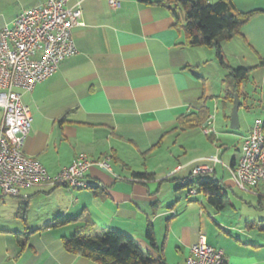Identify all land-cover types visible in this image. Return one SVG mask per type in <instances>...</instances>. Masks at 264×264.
<instances>
[{
  "label": "crops",
  "instance_id": "obj_1",
  "mask_svg": "<svg viewBox=\"0 0 264 264\" xmlns=\"http://www.w3.org/2000/svg\"><path fill=\"white\" fill-rule=\"evenodd\" d=\"M47 1L0 0V29ZM118 1L120 7L114 8L109 0H70V7L83 10V24L73 28L78 52L31 91L20 89L34 118L25 153L39 159L51 176L71 165L82 152L93 160L109 158L111 169L92 165L86 173L87 188L46 184L26 189L28 197H16L20 202L12 199L17 218L28 202L26 220H16L13 226L0 221V264H99L64 248L62 237L84 226L83 220L44 228L57 214L75 216L83 210L97 225L126 233L146 253L162 256L167 264H186L191 246L201 236L223 249L226 264H264L260 223L220 222L214 227L202 213L207 210L196 196L201 193L198 189L194 193L188 189L184 212L177 211L185 189L179 188L180 179L186 177L179 172L192 171L201 161L214 166L215 177L219 165L230 175L228 168L210 159L214 153L187 156L181 162L173 160L178 155L172 148L168 147L169 153L163 149L168 140L173 149L177 146L180 131L203 129L206 121L185 128L179 117L207 108L215 117V132L210 136L218 138L221 126L222 131L239 135L237 155L230 161L222 159L231 165L237 161L255 120L264 121V0H232L238 11L255 13L232 37L217 39L229 61V73L235 67L249 68L242 86L239 133L226 129L233 108L228 86L220 102L211 101L206 92L200 94L206 75L199 68L214 60L213 55L204 60L202 54L210 47L191 45L184 17L177 21L173 13L174 0ZM206 95L208 99H202ZM2 119L0 110V124ZM250 193L264 203L263 184ZM150 224L154 244L146 236ZM23 229L30 232L26 243L17 233Z\"/></svg>",
  "mask_w": 264,
  "mask_h": 264
},
{
  "label": "built area",
  "instance_id": "obj_2",
  "mask_svg": "<svg viewBox=\"0 0 264 264\" xmlns=\"http://www.w3.org/2000/svg\"><path fill=\"white\" fill-rule=\"evenodd\" d=\"M114 8L118 0H109ZM70 0H48L44 5L21 13L11 26L0 29V193L11 197H28L26 189L46 184L89 187L88 169L97 164L111 169L109 158L93 160L79 153L74 162L51 176L45 165L25 153L24 145L33 125V113L24 102L20 89L31 91L37 83L51 77L60 63L78 52L73 28L83 24L81 7H70ZM214 116L203 124L206 135L215 132ZM228 168L231 179L244 192L264 185V121L256 119L241 144L234 164L225 163L220 155L210 157ZM179 166L178 169H181ZM214 166L200 164L193 174H209ZM196 190L191 189L194 193ZM186 264H226L223 249L207 242L205 236L191 246Z\"/></svg>",
  "mask_w": 264,
  "mask_h": 264
},
{
  "label": "trees",
  "instance_id": "obj_3",
  "mask_svg": "<svg viewBox=\"0 0 264 264\" xmlns=\"http://www.w3.org/2000/svg\"><path fill=\"white\" fill-rule=\"evenodd\" d=\"M177 4L173 13L179 21L181 15L185 19V31L193 46H206L215 48L219 62L225 67H230L226 62L222 46L218 42L220 36L232 37L239 32L255 11H238L232 0H174ZM164 3V1H163ZM182 9V12L180 11ZM249 68H232L226 77L228 86L227 97L234 101L236 92L242 96V86L248 79ZM249 95H247L248 98ZM210 111L207 108L179 117L180 124L185 128H195L204 123L209 117ZM213 136V135H212ZM139 176H148L146 173H136ZM190 178L180 179L179 188L198 189L204 193L210 204L221 210L224 208L225 199L228 191L222 184V180L217 177H209L208 174L195 175L191 171ZM198 176L197 181L191 177ZM1 195V194H0ZM3 195V194H2ZM4 196V195H3ZM28 202L17 213L18 217L26 220ZM83 220L85 225L78 227L73 233L63 236L64 248L71 253L80 254L99 264H167L162 256L157 258L146 253L140 245L124 232L108 229L97 225L90 215L81 211L75 216L57 214L45 229H55L77 221ZM259 229L264 231V220L260 222ZM100 233L96 234L95 231ZM30 232H26L25 238H20L22 243H26ZM24 236V235H22ZM151 244L155 243L154 227L150 224L146 232Z\"/></svg>",
  "mask_w": 264,
  "mask_h": 264
},
{
  "label": "rangeland",
  "instance_id": "obj_4",
  "mask_svg": "<svg viewBox=\"0 0 264 264\" xmlns=\"http://www.w3.org/2000/svg\"><path fill=\"white\" fill-rule=\"evenodd\" d=\"M182 12V9H180ZM208 50L207 53L202 54L204 60H211V55H213L212 61H208L207 64H203L202 67L199 68V72L203 75H206L205 83L200 84V94H206L211 98V101L220 102L225 98V89L227 87L226 83L223 81L224 76L229 73V70L226 67L221 66L219 63V59H217L215 55L214 49L206 48ZM226 62H229L226 59ZM238 68V67H235ZM246 87V85H244ZM206 96H203L202 99H208ZM253 116L251 115V118ZM223 127L221 126L220 133H217L218 138H214L213 136L206 135L203 129L199 130H186L185 132H181V137L178 138L177 146L173 149L171 146V140H168L164 146V151L169 153L168 147L172 148L171 151H174L177 158H173L174 161H177L179 158L181 162H185L187 156H195L198 154H211L209 157L214 155H220V157L224 161H230L232 156L237 155V147L240 145L239 135L230 134L225 131H222ZM227 131H235L239 133L240 130H232L230 125L227 126ZM218 131V132H219ZM183 132V133H182ZM179 135V136H180ZM178 136V137H179ZM217 145L221 146L218 148ZM227 145V149L223 150V146ZM182 146L184 148H182ZM222 153V154H221ZM199 156V155H198ZM175 163V162H174ZM202 163L198 162L197 165ZM196 165V166H197ZM191 168H186L183 171L179 172V176H186L190 178ZM209 177H214L213 173L208 174ZM217 177H223V186L228 191V196L225 199L224 208L219 210L215 206L209 203L207 198L199 193L197 198L202 201L203 205L206 208V212L203 209L204 217L211 220V223L214 227L218 228V223L224 222L227 224H245L246 221H254L260 223L264 220V203H260L256 195L251 194L250 192H244L240 190L236 184L230 179V175L223 166H218ZM193 181H197L198 176L191 177ZM190 190V188H188ZM188 189H183V201L178 206V212H184L185 205L187 204V200L185 196H187ZM193 197V195L191 196ZM20 202L16 197L3 196L2 202L0 203V221L8 222L10 226L13 222L22 221L21 218H17L14 212V205H11L13 200ZM201 204H198L197 207L200 208ZM33 211V210H32ZM23 222V221H22ZM14 224V223H13ZM80 226V224H77ZM14 228V227H11ZM18 234H22L24 236H20V238H25L26 231L23 229ZM14 238H18L16 232H14Z\"/></svg>",
  "mask_w": 264,
  "mask_h": 264
},
{
  "label": "water",
  "instance_id": "obj_5",
  "mask_svg": "<svg viewBox=\"0 0 264 264\" xmlns=\"http://www.w3.org/2000/svg\"><path fill=\"white\" fill-rule=\"evenodd\" d=\"M242 104L241 96L239 92H236L234 95L233 108L230 118V127L233 130H238L240 128V118H239V109Z\"/></svg>",
  "mask_w": 264,
  "mask_h": 264
}]
</instances>
